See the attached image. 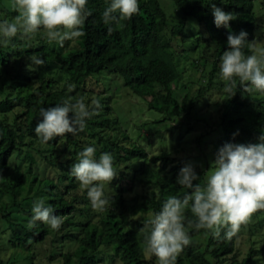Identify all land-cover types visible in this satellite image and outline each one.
<instances>
[{"label": "trees", "instance_id": "trees-1", "mask_svg": "<svg viewBox=\"0 0 264 264\" xmlns=\"http://www.w3.org/2000/svg\"><path fill=\"white\" fill-rule=\"evenodd\" d=\"M172 1L181 13L178 19L169 18L159 0H139V12L121 21L118 27L103 22V12L111 0H87L86 11L91 14L84 21L85 35L75 38L76 45L70 48L65 41L63 46L51 45L46 34L38 38L39 31L35 35L37 41L31 42L19 33L10 39L0 36L4 40L0 43L1 63L10 65L14 61L15 68V58L23 56L19 57L18 73L7 67L0 70V88L6 92L0 100V235L4 236L2 242L12 249L11 255L3 257V247H0V264H39L34 245L45 239L50 228L40 221L29 227L33 203L39 199L51 206L54 214L64 218L56 234H60L57 237L60 236L62 247L72 248L59 252L62 264H98L103 260L100 254L104 249L109 251L106 257L109 262L118 258L121 264H158L144 245L150 230L146 224L168 197H182L191 191L177 183L182 164L164 171L169 153L161 151L148 156L142 146L131 142L127 133L118 127V119L109 117V99L101 92H94L87 81H96L98 74L109 71L121 77L134 95L146 101L148 108L161 113L163 120L182 114L188 116L204 93L216 82L218 85L224 82L216 79L220 76V57L228 49V34L243 30L251 41L256 27L253 0H213L217 7L236 14L228 27L215 25L212 0ZM188 16L197 25L193 29L187 25ZM6 44L17 48L4 51L2 47ZM32 56L44 60L42 66L36 65V70L55 68L56 75L36 74L32 68L35 64L30 61ZM181 58H191L196 66H209L208 73L202 74L205 79L192 80L187 85L181 83ZM6 76L9 82L4 79ZM234 91L235 95H227L222 104L216 154L225 143H258L264 134V93L244 92L238 78ZM93 96V100L100 101L101 108L86 120L83 131L57 136L47 143L37 136L34 129L42 119L41 108L62 104L65 100L74 103L82 98L91 110L93 105L89 101ZM108 123H112L110 133L104 131ZM86 146L95 147L96 159L102 152L114 157L117 177L103 183V193L105 198L117 200L118 208L111 202L104 212L94 211L87 190L78 192L79 181L70 168ZM195 172L199 180L194 183L203 186L204 172ZM139 184L149 191L132 196ZM128 197L131 200L126 203ZM127 212L140 213L141 218L127 220ZM77 214L84 218L74 220L72 217ZM185 215L195 220L190 209ZM255 216L259 218L257 225H261L264 210L252 217ZM185 227L192 242L184 247L176 264H256L258 254L264 253V246L257 248L253 244L240 257L235 247L236 236L227 240L225 230H221L217 238L205 229L189 227L187 220Z\"/></svg>", "mask_w": 264, "mask_h": 264}, {"label": "clouds", "instance_id": "clouds-1", "mask_svg": "<svg viewBox=\"0 0 264 264\" xmlns=\"http://www.w3.org/2000/svg\"><path fill=\"white\" fill-rule=\"evenodd\" d=\"M191 2V0H189ZM87 0H14L13 7L18 15L12 22H0V36L33 38L40 29H44L49 43L56 42L63 46L65 40H73L85 35L82 28ZM214 23L217 27H228L236 19V14L226 12L210 2ZM139 12V0H111L103 12L106 25L121 26V21L131 19ZM109 33L112 28L109 27ZM248 33H229L228 49L220 57V79L225 83V91L232 97L237 87V78L244 92L264 93V48H256L247 40ZM251 54H246L245 49ZM30 61L42 66L44 60L37 56ZM92 109L84 100L74 103L65 100L40 109L42 118L34 129L43 143L57 136L68 133L75 135L86 127V120L98 114L101 108L99 100L92 101ZM71 114V115H70ZM258 143H225L219 148L214 161L215 168L207 175L202 186L194 181L198 174L188 164L179 170L177 183L190 192L182 197L170 196L162 204L159 212L152 214L146 227L150 230L144 239L148 252L154 255L158 264H176L184 247L191 244V236L185 222L196 230L205 229L214 237H220L225 230V239L231 240L242 226L251 222L252 216L264 210V134ZM96 149L86 146L78 153V159L71 165V174L87 190L88 198L94 211L104 212L109 200L104 197L103 183H110L117 177L114 157L109 152H102L95 158ZM195 220L187 219L189 210ZM29 227L37 221L58 230L64 222L63 217L54 214L51 206H46L43 199L33 203ZM150 258V257H149Z\"/></svg>", "mask_w": 264, "mask_h": 264}, {"label": "rangeland", "instance_id": "rangeland-1", "mask_svg": "<svg viewBox=\"0 0 264 264\" xmlns=\"http://www.w3.org/2000/svg\"><path fill=\"white\" fill-rule=\"evenodd\" d=\"M159 2L169 18H180L181 13L175 7L172 0H159ZM253 3L256 27L254 30L255 37L250 42L253 43L256 48H264V0H253ZM13 4L14 0H2L0 3V18L3 19V21L8 20L12 22L18 15ZM194 21V18L190 16L186 18L188 27L192 29L197 26ZM39 32L41 35L38 38H41L42 34H45V31L44 29H40ZM38 38L34 36L30 38L29 41H37ZM3 41L4 40L1 39L0 43H3ZM65 43H67L68 48L76 45L75 39L65 40ZM51 45L58 47L60 44L52 42ZM14 48L17 47L13 45L12 48H9L7 44L2 47L4 51H13ZM245 52L246 54H251L248 52L247 48ZM1 53L2 52H0V54ZM195 54H197V51ZM19 57L23 56L19 55L15 58L17 64ZM26 61H28V59H26ZM17 64L14 66L15 68H13L14 61L11 62L10 65L0 62V70L7 67L16 74L19 72ZM180 65L183 69L180 82L185 85L189 84L192 80H196L195 82H198L200 79L204 80L205 78H203L202 74L208 73L210 69L209 66H196L191 58H181ZM32 68L36 71V74L39 75H56L55 68L48 70L46 67H43L36 70V65ZM21 72L24 74L27 73V70H21ZM97 77L98 79L96 81H87L88 86L92 88L94 92H101V95L109 99L108 102L111 106V115H109V117H116L118 119V127L127 133L131 142L138 143L142 146L146 150L148 156L158 154L161 151L169 153V161L166 163L164 171H169L170 167L175 164L180 163L182 167L190 164L194 171H203L207 178V175L214 170V161L216 159L218 140L221 133L220 116L222 104L228 95L225 91L224 82L219 85L216 82V85H213L210 90L204 93L188 116L182 114L172 119L163 120V115L154 109L148 108L146 101L134 95L131 90L124 85L123 79L118 75L104 70L98 74ZM218 78L219 79L216 80L222 82L220 76ZM4 79H7V82L10 81L8 76ZM56 82H60V80ZM195 86H197L196 83ZM177 92L180 94V90H177ZM5 93L4 89L0 88V100L4 99ZM93 98L94 96L89 102H92ZM111 126L112 123L106 124L104 131L110 133ZM25 165V163L22 164V168H25ZM156 166L159 168L160 161L156 163ZM47 170H49V167H47ZM77 188L79 189L78 192L81 191V194L84 192V188L81 187L80 182ZM147 188L148 187L145 186L144 188V186L139 184L137 192L134 191L132 196L141 194L144 191L148 192L149 189ZM109 195H112V193H109ZM82 199L84 201L86 197ZM108 200L109 205L113 202L112 205L118 208L119 203L117 200L113 198ZM130 200L131 198L128 197L126 203ZM261 215L262 213H259V216ZM72 218L78 221L84 217L77 214ZM131 218L140 219V213L132 214L127 212V220ZM258 219V216L252 217L251 222L241 227L239 233L236 235L235 247L240 257L244 256L249 247L251 245L253 246V244H255L254 247L256 246L257 248H262L264 246V222L261 225H257ZM56 232L58 231L49 228V234L46 235L45 239L34 245L39 264H62L60 256L58 255L59 252L72 248V246L69 248L66 246L62 247L59 241L60 236L57 237V235L60 234H56ZM3 239L4 236L0 235V242L4 245L0 246L3 247L1 256L8 257L12 254V249L8 247L5 242H2ZM199 240L202 242L204 238L201 236ZM104 248L105 247H102V249ZM108 253L109 251L107 249L103 250L100 254L103 260L98 264H121L118 258L109 262L106 259ZM257 258L256 264H264V253L258 254Z\"/></svg>", "mask_w": 264, "mask_h": 264}]
</instances>
